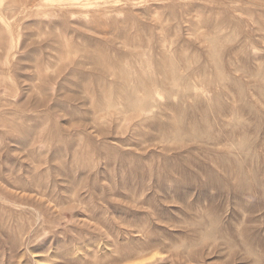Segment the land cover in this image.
<instances>
[{"label": "rangeland", "instance_id": "obj_1", "mask_svg": "<svg viewBox=\"0 0 264 264\" xmlns=\"http://www.w3.org/2000/svg\"><path fill=\"white\" fill-rule=\"evenodd\" d=\"M0 264H264V0H0Z\"/></svg>", "mask_w": 264, "mask_h": 264}, {"label": "bare ground", "instance_id": "obj_2", "mask_svg": "<svg viewBox=\"0 0 264 264\" xmlns=\"http://www.w3.org/2000/svg\"><path fill=\"white\" fill-rule=\"evenodd\" d=\"M87 3V2H86ZM230 4V3H229ZM61 5V4H60ZM224 5V4H223ZM153 250V249H152ZM152 252V251H151ZM148 255V254H147ZM141 256V255H140ZM151 256V255H150ZM144 257V256H143ZM152 257H154V256H152ZM151 258V257H150Z\"/></svg>", "mask_w": 264, "mask_h": 264}]
</instances>
